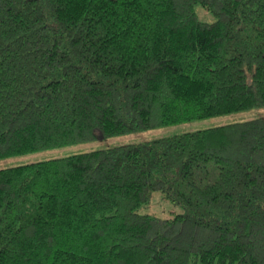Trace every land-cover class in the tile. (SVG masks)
Returning <instances> with one entry per match:
<instances>
[{
	"label": "trees",
	"instance_id": "1",
	"mask_svg": "<svg viewBox=\"0 0 264 264\" xmlns=\"http://www.w3.org/2000/svg\"><path fill=\"white\" fill-rule=\"evenodd\" d=\"M261 108L264 0H0V160ZM0 264H264V115L0 168Z\"/></svg>",
	"mask_w": 264,
	"mask_h": 264
},
{
	"label": "rangeland",
	"instance_id": "2",
	"mask_svg": "<svg viewBox=\"0 0 264 264\" xmlns=\"http://www.w3.org/2000/svg\"><path fill=\"white\" fill-rule=\"evenodd\" d=\"M194 8L200 20L205 22H212L214 20L213 15L210 12L206 11L202 6L196 5ZM259 115H264V108L198 119L176 125L157 127L144 132H139L130 135H121L110 138L98 139L92 142L66 146L57 150L37 152L33 154L20 155L7 159H2L0 160V168L20 165L27 162L40 161L43 159H50L59 155H69L73 153L87 151L89 149L110 147L125 143H132L143 139H151L163 135H174L192 130L205 129L220 124L243 121L246 119L257 117ZM139 211L140 213H147L158 218H166L171 217L173 214L180 213L183 210L181 206L174 205L170 201L161 198V193L155 191L152 194L149 204L145 207L140 208Z\"/></svg>",
	"mask_w": 264,
	"mask_h": 264
}]
</instances>
